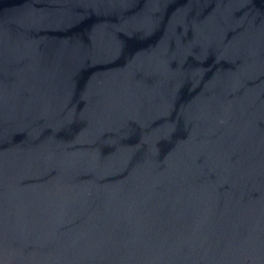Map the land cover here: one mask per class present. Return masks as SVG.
I'll return each instance as SVG.
<instances>
[{
	"label": "water",
	"instance_id": "1",
	"mask_svg": "<svg viewBox=\"0 0 264 264\" xmlns=\"http://www.w3.org/2000/svg\"><path fill=\"white\" fill-rule=\"evenodd\" d=\"M0 264H264V0H0Z\"/></svg>",
	"mask_w": 264,
	"mask_h": 264
}]
</instances>
